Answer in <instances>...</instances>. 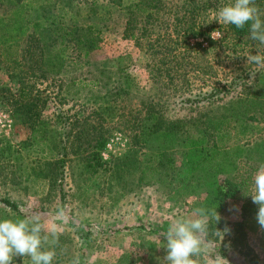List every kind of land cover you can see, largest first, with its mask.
<instances>
[{
	"label": "rangeland",
	"instance_id": "rangeland-1",
	"mask_svg": "<svg viewBox=\"0 0 264 264\" xmlns=\"http://www.w3.org/2000/svg\"><path fill=\"white\" fill-rule=\"evenodd\" d=\"M29 1L43 7L59 2ZM71 1L64 22L102 26L101 42L80 62L67 51L70 64L60 75L32 71L22 56L25 41L0 37V219L38 216L45 231L62 225L53 264H70L75 257L80 264H162L167 254L162 234L171 222L191 217L195 208L211 209L215 187L236 179L242 191L224 199L217 210L221 220L214 225L230 231L209 255L220 253L229 264H264L258 205L251 199L250 210L242 214L244 193L251 195L254 174L264 163V67L248 63L247 56L258 50L264 54V45L249 38L238 43L234 53L171 58L166 72L160 54L151 56L146 41L137 45L124 32V13L104 5L99 19H87L91 0ZM159 1L161 27L154 31L164 36L177 0ZM10 11L0 6V24ZM55 12L62 13L60 7ZM189 44H197L199 51L208 49L201 40ZM19 78L35 103L34 129L16 110ZM222 86L225 90L208 102H182ZM147 110L170 121L190 122L192 136L211 120L207 143L202 148L191 141L166 151L163 159L170 154L169 164L150 160V147H169L156 139L146 148L137 138ZM101 139L105 143L97 151ZM92 153L99 155V165H94ZM48 163H53L51 173ZM60 208L66 213L63 220L55 215ZM13 264L30 261L16 257Z\"/></svg>",
	"mask_w": 264,
	"mask_h": 264
},
{
	"label": "trees",
	"instance_id": "trees-1",
	"mask_svg": "<svg viewBox=\"0 0 264 264\" xmlns=\"http://www.w3.org/2000/svg\"><path fill=\"white\" fill-rule=\"evenodd\" d=\"M100 1L101 3H99V0L88 2L89 14H86V18L99 19L101 8H104V5L109 6V9H114V12L124 13L126 16L124 32L137 45L142 46L143 42L146 41V46L150 50L151 56L157 53L160 54L163 57L160 65L161 63L163 64L166 72H168L166 68L167 61L171 58L183 61L187 58L185 57L186 54H188V58L192 56L191 58L194 57L196 59V55L205 52L212 53L215 56H218L216 54L221 51L234 53L238 43L246 42L250 36V25H246L243 29H238L235 25L220 24L217 20L213 21V19H210L212 15H216L221 7L234 2V0H177L174 2L175 5L172 6V23L166 28L164 36H161L159 31H154L156 27L158 29L161 27L160 23L157 24L159 21L157 20V16L162 10L161 1ZM256 3L264 11V0H256ZM71 4V0H59V2H54L48 7H43L42 5H33L29 0H0V6L11 8L10 14L1 21L0 37L10 36L12 39L21 38L25 41L22 56L30 63L32 71L40 69L41 73H46L50 76L60 75L67 68V65L70 64L67 51H71L73 60L80 62L81 60L88 59L92 52L99 49L101 42L102 26L88 22L81 25L64 22L63 18L71 11ZM59 7L62 11L61 15L55 12L56 8ZM110 14L108 13V15ZM214 30H218L221 33L218 40H213L210 36V33ZM163 39L174 43L172 44L173 47L171 48L168 44H164L165 41ZM198 40L205 43L208 49H200L199 51L197 50V44L196 46L194 44L193 47L190 46L189 41L196 42ZM172 49L175 51V54L177 53V58L172 54ZM238 80L242 81L241 78ZM19 82V96L17 100H14L16 110L24 120L23 122L28 125V128L34 129L37 118L35 103L29 98V91L25 89V85L20 78ZM233 83L234 81L228 87H233ZM223 90H225L224 86L212 89L208 93H199V95L193 98H185L182 102L188 105H198L210 101V99L220 94ZM198 123L196 125L200 126L201 123ZM139 124L141 128L138 130L137 138L143 139L146 148L150 147V144L156 139H160L163 147H169V149L150 147L148 149L150 151V160L169 164L171 162L170 154L167 155L166 159H163L165 152L168 150L184 147L186 143L191 141L193 145L198 144L203 148L206 139L210 136L207 133L210 131L209 125L213 124V122L208 120L205 127L203 129L197 128V135L192 136L188 128L191 124L190 122L170 121L163 119L160 115L154 114L153 111L147 110L146 116L141 121L139 120ZM27 142L28 137L20 142L19 146L23 148ZM104 143L103 139L97 141L96 150L100 151ZM92 160L94 161V165H99V155L97 153H92ZM48 166L51 173L53 163H48ZM61 168H63V164L60 166ZM41 177L51 182V177L48 178L47 174H43ZM241 191V182L236 179L233 181L226 180L223 186L217 185L215 187V192L212 201L209 202V206L219 210L220 204L222 205L225 198H232ZM216 200L218 202L215 204ZM250 200L251 196L247 197L244 193L243 216L250 210L248 209ZM2 203L6 207L13 210L16 209V206L8 200H3Z\"/></svg>",
	"mask_w": 264,
	"mask_h": 264
},
{
	"label": "clouds",
	"instance_id": "clouds-1",
	"mask_svg": "<svg viewBox=\"0 0 264 264\" xmlns=\"http://www.w3.org/2000/svg\"><path fill=\"white\" fill-rule=\"evenodd\" d=\"M217 15L220 24L235 25L238 29L249 26V38L264 45V11L256 0H234L221 7ZM213 40L220 38L221 33L214 30L210 33ZM247 62L264 67V54L259 50L257 54H249ZM254 188L251 193L252 202L258 205L257 223L264 229V163L258 166L253 177ZM56 218H66L64 208L55 213ZM221 217L216 208L199 207L193 209L191 217H178L163 233L166 239L164 247L167 250L162 264H229L220 253L214 257L209 250L216 243L222 242L230 229L223 231L216 229ZM210 225L212 227H210ZM62 225H54L50 231H45L39 217H25L16 219H0V264H13L16 257L28 258L30 264H53L57 257L56 248L59 247V233ZM215 238V239H212ZM67 246L61 248L65 252ZM70 264H80L79 257H75Z\"/></svg>",
	"mask_w": 264,
	"mask_h": 264
}]
</instances>
